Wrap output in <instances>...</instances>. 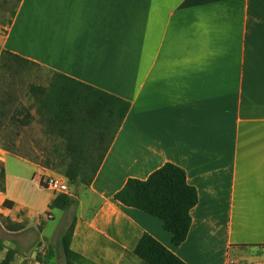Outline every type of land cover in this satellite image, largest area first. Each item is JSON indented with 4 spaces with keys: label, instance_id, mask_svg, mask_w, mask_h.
<instances>
[{
    "label": "crops",
    "instance_id": "obj_1",
    "mask_svg": "<svg viewBox=\"0 0 264 264\" xmlns=\"http://www.w3.org/2000/svg\"><path fill=\"white\" fill-rule=\"evenodd\" d=\"M3 50L131 104L93 183L69 182L71 250L88 264H148L135 254L144 234L186 264H264V0H0ZM9 156L0 148V164ZM166 164L199 196L180 246L160 219L115 200ZM28 208L0 195V216L21 227L11 264H32L41 246L45 264H67L68 229L29 248Z\"/></svg>",
    "mask_w": 264,
    "mask_h": 264
},
{
    "label": "trees",
    "instance_id": "obj_2",
    "mask_svg": "<svg viewBox=\"0 0 264 264\" xmlns=\"http://www.w3.org/2000/svg\"><path fill=\"white\" fill-rule=\"evenodd\" d=\"M26 67L45 72L46 82L29 84L32 104L13 109L19 104L13 83L3 87L2 81L13 78ZM0 93V124L10 121L28 126L37 121L47 126L44 134L54 140L52 150H46L43 156L24 154L15 148L6 151L64 176L71 185L85 187L96 178L131 108L129 102L115 95L63 74L46 72L40 65L6 50L0 53ZM32 110L36 116L32 115ZM115 200L160 219L164 229L172 235L173 244L180 246L189 235L191 211L198 204L199 196L189 185L182 168L166 164L146 180L129 179L115 194ZM70 203L69 196L59 195L51 208L66 209ZM6 206L10 203L6 202ZM73 233L74 223L62 238L67 264H88L71 250ZM135 254L148 264H186L149 234L140 239ZM13 256L12 251L8 252L0 264H11Z\"/></svg>",
    "mask_w": 264,
    "mask_h": 264
},
{
    "label": "rangeland",
    "instance_id": "obj_3",
    "mask_svg": "<svg viewBox=\"0 0 264 264\" xmlns=\"http://www.w3.org/2000/svg\"><path fill=\"white\" fill-rule=\"evenodd\" d=\"M43 78H45V72L35 67H26L24 71L18 73V75L13 78H5L2 81L3 87H7L8 84L13 83V89L16 91L15 97L19 100V104L12 108H22V106L29 107V105L32 104V100L30 96H28V85L31 83L45 84L46 81ZM0 97H2L1 93ZM32 112L34 113L33 115L36 116L35 111L32 110ZM21 118L22 116H20V119ZM43 127L44 125L37 121L30 123V126H21L19 122L10 121L0 124V148L4 150L15 148L19 149L20 152L24 154L30 153L34 155L37 153L43 156V152L52 150V146L54 145V140L52 138H47L44 134L46 128ZM2 168L4 169L3 175L1 174ZM39 171L40 170L34 168L31 164L20 161L14 156L7 157V162L3 165L0 164V177H3L5 182V189L0 185V195L7 194L16 200L25 201L29 207V212L33 215L34 222L29 226L27 231V236L33 239L34 242L33 246L29 247L31 250L35 248V245L39 241H44L42 232H44L45 238L50 240L51 244H53L56 232L59 235L61 231H66V229H68V221L71 216V209L66 210L45 207V203L53 195V192L44 188L39 183L37 177ZM37 200H41L42 205L36 204ZM47 214L53 215L54 218L50 220L45 219ZM40 216L43 217L40 218ZM37 219L41 220L43 223L42 229L37 226ZM19 230H21V227H17V225H14L7 218L0 216L1 254H3L6 249L7 252L8 250H14L16 253H23V251L14 249L11 244V241L16 240V237H14L11 232ZM54 255L56 257V255L59 254L54 252ZM59 259H62L61 263L63 264V258L61 257Z\"/></svg>",
    "mask_w": 264,
    "mask_h": 264
},
{
    "label": "built area",
    "instance_id": "obj_4",
    "mask_svg": "<svg viewBox=\"0 0 264 264\" xmlns=\"http://www.w3.org/2000/svg\"><path fill=\"white\" fill-rule=\"evenodd\" d=\"M38 180L42 184L43 187L59 194V195H70V189H69V181L67 178L60 174L56 175H38ZM41 215V214H40ZM43 216H40L42 218ZM53 215L47 214L45 216V219L50 220L53 219ZM47 247L41 246L37 249V251H34L31 255V258H28L32 261V264H45L43 262V259L41 260V257H44L47 255ZM40 257V258H39Z\"/></svg>",
    "mask_w": 264,
    "mask_h": 264
}]
</instances>
